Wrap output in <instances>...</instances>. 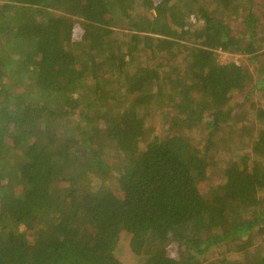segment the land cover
Listing matches in <instances>:
<instances>
[{
    "label": "trees",
    "instance_id": "1",
    "mask_svg": "<svg viewBox=\"0 0 264 264\" xmlns=\"http://www.w3.org/2000/svg\"><path fill=\"white\" fill-rule=\"evenodd\" d=\"M263 50L264 0H0V264H264Z\"/></svg>",
    "mask_w": 264,
    "mask_h": 264
},
{
    "label": "rangeland",
    "instance_id": "2",
    "mask_svg": "<svg viewBox=\"0 0 264 264\" xmlns=\"http://www.w3.org/2000/svg\"><path fill=\"white\" fill-rule=\"evenodd\" d=\"M151 15L153 16V12H151ZM175 35H179L178 33H176ZM81 36V32L78 28H76V32H75V37L78 39L79 37ZM28 45L26 44L25 47H27ZM24 49L23 48H18V50L14 51L13 52V55H16L15 57H18L20 56V54L22 53ZM264 52V50H263ZM218 54V57H217V60L220 64H228V63H231V62H236V63H240L241 61L242 62H249L248 59H246L245 57H242V56H235V55H230V54H225V53H217ZM141 62L145 63V61L142 59H140ZM263 63V58H262V61ZM150 64H154V61H151ZM252 67H254V65L252 64ZM108 163H111V159H108L106 160ZM114 172H111L110 174H107V176H110L112 175ZM112 190H114V188H112ZM223 249H215L213 251V255H223ZM224 256V255H223ZM237 255H234V253H232V255H228V258L229 259H234V257H236Z\"/></svg>",
    "mask_w": 264,
    "mask_h": 264
},
{
    "label": "built area",
    "instance_id": "3",
    "mask_svg": "<svg viewBox=\"0 0 264 264\" xmlns=\"http://www.w3.org/2000/svg\"><path fill=\"white\" fill-rule=\"evenodd\" d=\"M219 53H220V51H219Z\"/></svg>",
    "mask_w": 264,
    "mask_h": 264
}]
</instances>
